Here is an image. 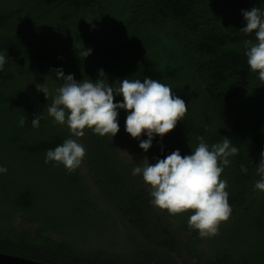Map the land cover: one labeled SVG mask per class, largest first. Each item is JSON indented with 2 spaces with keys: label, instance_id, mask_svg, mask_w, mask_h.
Listing matches in <instances>:
<instances>
[{
  "label": "trees",
  "instance_id": "16d2710c",
  "mask_svg": "<svg viewBox=\"0 0 264 264\" xmlns=\"http://www.w3.org/2000/svg\"><path fill=\"white\" fill-rule=\"evenodd\" d=\"M253 7L264 12V0H0V253L42 264H179L178 255L264 264V192L255 189L264 81L247 64L245 41L255 34L240 31L242 10ZM56 69L77 81L103 70L113 86L158 80L185 100L187 114L147 152L139 147L146 133L126 132L123 109L113 138L88 129L73 137L47 112L63 84ZM197 137L210 148L228 137L239 149L221 177L232 214L213 237L188 226L191 212L152 205L150 187L132 175L177 149L191 155ZM68 138L86 149L74 172L45 163L47 150Z\"/></svg>",
  "mask_w": 264,
  "mask_h": 264
},
{
  "label": "clouds",
  "instance_id": "9594fccd",
  "mask_svg": "<svg viewBox=\"0 0 264 264\" xmlns=\"http://www.w3.org/2000/svg\"><path fill=\"white\" fill-rule=\"evenodd\" d=\"M242 15L246 26L240 31L255 34V42L245 41L247 64L264 81V12L253 7L242 10ZM90 54V49L79 52L83 58ZM5 63V55L0 54V71ZM54 73L63 84L57 89L47 112L57 124L66 125L71 136L76 138H82L86 129L101 137L109 135L113 138L119 132L118 110L123 109L128 113L126 132L133 139L146 133L148 138L141 140L139 147L147 152L155 136L163 139L187 114L185 100L158 80L145 78L141 82L124 78L119 86H113L103 70L99 71L95 81H77L72 74L65 75L63 69H56ZM37 88L48 98L47 88ZM115 96H122L123 102H114ZM34 117L32 126L39 127L41 116ZM19 123L24 126L23 116ZM197 139L200 142L191 155L182 156L177 149L155 163L134 167L132 175H142L144 183L150 187L152 205L167 210L170 215L191 212L188 226L198 230L202 238L213 237L219 234L220 224L228 221L232 214L226 190L228 182L221 177L231 163L229 158L236 156L239 149L228 137L221 143L212 144L211 148L203 137ZM85 155V147L77 139L68 138L54 150H47L45 163L63 164L69 172H74ZM256 170L261 179L255 182V189L264 192V152ZM241 171L246 173L247 168L241 165ZM6 172L7 168L0 166V173Z\"/></svg>",
  "mask_w": 264,
  "mask_h": 264
},
{
  "label": "water",
  "instance_id": "95a60500",
  "mask_svg": "<svg viewBox=\"0 0 264 264\" xmlns=\"http://www.w3.org/2000/svg\"><path fill=\"white\" fill-rule=\"evenodd\" d=\"M0 264H42L18 256L0 253Z\"/></svg>",
  "mask_w": 264,
  "mask_h": 264
},
{
  "label": "rangeland",
  "instance_id": "374dc122",
  "mask_svg": "<svg viewBox=\"0 0 264 264\" xmlns=\"http://www.w3.org/2000/svg\"><path fill=\"white\" fill-rule=\"evenodd\" d=\"M176 259H177L179 264H196L192 260H190L189 258L187 259L186 257L181 256V255L176 256Z\"/></svg>",
  "mask_w": 264,
  "mask_h": 264
}]
</instances>
